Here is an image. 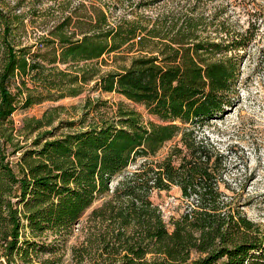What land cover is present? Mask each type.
<instances>
[{
  "label": "trees",
  "instance_id": "16d2710c",
  "mask_svg": "<svg viewBox=\"0 0 264 264\" xmlns=\"http://www.w3.org/2000/svg\"><path fill=\"white\" fill-rule=\"evenodd\" d=\"M239 2L219 5L217 36L201 38L195 17L149 28L94 9L48 28L0 0V260L31 264L39 253L58 254L43 241L48 234L64 242L106 197L72 249L78 264H264V229L222 190L226 156L203 131L236 105L240 64L256 40L252 27L232 28L229 7ZM132 53L127 67L99 66ZM91 84L143 106L158 123L88 97L77 120L54 126L66 110L58 106L19 130L10 121L19 106L76 98ZM172 187L188 206L170 228L151 197Z\"/></svg>",
  "mask_w": 264,
  "mask_h": 264
},
{
  "label": "rangeland",
  "instance_id": "374dc122",
  "mask_svg": "<svg viewBox=\"0 0 264 264\" xmlns=\"http://www.w3.org/2000/svg\"><path fill=\"white\" fill-rule=\"evenodd\" d=\"M228 1L231 0H5V3L17 12L29 13L30 17L38 15V18L31 19L48 28L62 21L66 16L92 14L94 9H102L111 21L136 20L149 28L166 29L180 21L182 24L195 17L201 19L199 24L201 38H215L216 27L222 20V16L218 14V7L222 4L226 5ZM239 3L237 6L233 4L234 6L229 7L232 28L244 30L252 27L253 32L256 33V40L243 55L240 64L236 105L229 108L227 114L211 120L203 131L226 156V184L222 185V190L233 200L238 209L264 229V0H240ZM162 33H166L165 30ZM134 54L129 56L125 54L124 59H116L114 55L106 56L104 60L107 64L102 63L99 66L105 72L127 67ZM92 86L93 84L89 85L86 92L76 98L44 102L27 109L19 106L10 121L15 129L19 130L24 119L40 118L46 110L58 106H63L66 110L60 113L59 120L54 126L58 125L59 121L77 120L83 113L85 99L88 97L93 100L108 101L114 108L117 103H124L140 112L145 122L158 123V120L150 116L143 106L115 93L90 91ZM34 137L35 135L27 141L23 139V144L31 143ZM173 144L174 142L168 143L156 159L166 156ZM20 155L21 153H18L11 158L16 172L18 171L16 161ZM134 169L135 166L129 167L114 180L111 184V193L124 175ZM106 199L105 197L96 201L86 211L80 220L78 230H74L64 242L55 240L58 237L49 233L47 239L43 241L47 245H57L58 254L39 253L38 256H33L31 264H42L47 258L60 259L59 264H78L73 258L72 249L80 246L86 237L87 231L84 228L88 224L92 210L99 207ZM151 200L159 207L170 228L172 220L178 219L188 206L178 187H172L168 191H154ZM5 261L1 259L0 264H7ZM14 264L25 263L17 257ZM83 264L91 263L86 261Z\"/></svg>",
  "mask_w": 264,
  "mask_h": 264
},
{
  "label": "built area",
  "instance_id": "2783aa9c",
  "mask_svg": "<svg viewBox=\"0 0 264 264\" xmlns=\"http://www.w3.org/2000/svg\"><path fill=\"white\" fill-rule=\"evenodd\" d=\"M79 225H80V223L79 224H76L75 227H74V230H78Z\"/></svg>",
  "mask_w": 264,
  "mask_h": 264
}]
</instances>
